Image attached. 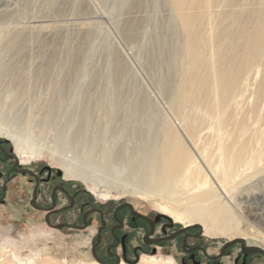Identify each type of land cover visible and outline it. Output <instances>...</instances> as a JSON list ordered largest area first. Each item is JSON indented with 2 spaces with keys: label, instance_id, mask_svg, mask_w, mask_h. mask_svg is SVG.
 Segmentation results:
<instances>
[{
  "label": "rangeland",
  "instance_id": "rangeland-1",
  "mask_svg": "<svg viewBox=\"0 0 264 264\" xmlns=\"http://www.w3.org/2000/svg\"><path fill=\"white\" fill-rule=\"evenodd\" d=\"M29 1L0 0V27L4 29L0 35V71L3 72L0 146L16 158L21 157V149L35 156L32 160L22 161L17 169L30 170L40 176L43 190L50 191L54 184L64 185L91 205L129 203L134 209L166 224L167 233L198 225L190 223L185 215L196 182L173 186L163 192L147 190L139 187L131 179L132 175L128 180L127 159L111 168L107 165L112 159V151L105 154V148L121 143L129 156L133 149L142 146L136 139L125 142L122 133L116 130V124L105 123L109 129H114V133L102 138L101 148L94 154L92 162L83 158L80 142L73 138L74 127H66L60 133L48 127L43 132L40 124L52 91L60 83L65 86V118L70 116L69 111H74L78 118L82 104H93L98 95L109 91L112 78L109 69L117 60L127 70L126 84L120 91L122 98L146 102L143 127L151 130L158 125L160 114H164L178 128L177 117L168 112L161 89L167 60L159 53L161 47L158 44L152 46L157 34L170 33L169 23L174 17L171 5L164 0H141L138 5L132 0H78V3L70 0L61 6L59 14L48 17L47 10L32 9ZM132 19L140 20L142 26L129 39L123 24ZM54 22L59 26L52 30ZM180 38L176 39L178 46H170V52L179 51ZM178 56L175 53L176 67L182 63L180 57L177 60ZM260 71L264 72V67ZM177 80L175 78L174 82ZM255 90L256 87H251V92ZM94 116L99 117V113L95 112ZM100 132L92 128L88 136ZM63 136L73 143L58 146L57 141ZM186 143L196 157L190 143L187 140ZM15 162L12 157L7 170L0 171V264H98L90 254L94 231L82 234L49 227L44 214L29 206L33 182L12 171ZM254 163L260 169L255 185L260 184L262 192L258 190L255 194L264 196V163ZM244 200L245 195H238L232 201L240 203ZM234 217L239 235L212 236L203 227L191 228L196 229L195 233H200V237L190 243L201 245L210 257L218 256L224 244L234 239H243L248 247L264 250V229L243 219L241 212L235 213ZM187 248L189 245L182 249L180 243H170L167 249L158 246L152 253H143L136 260L122 264H190V258L185 254ZM244 254L248 256V264H264V254L246 253L240 243L229 247L216 261L200 253L199 264H235Z\"/></svg>",
  "mask_w": 264,
  "mask_h": 264
},
{
  "label": "bare ground",
  "instance_id": "bare-ground-1",
  "mask_svg": "<svg viewBox=\"0 0 264 264\" xmlns=\"http://www.w3.org/2000/svg\"><path fill=\"white\" fill-rule=\"evenodd\" d=\"M68 1L30 0L27 5L41 12L47 10L49 17L59 14ZM164 1L174 11L170 33L157 34L152 46L158 44L159 53L167 60L161 89L167 110L177 117L182 133L164 114L159 116L160 125L158 122L151 130L143 127L146 102L122 98L120 91L126 84L127 70L116 57L109 69V91L98 95L93 104H82L78 118L74 111L65 118V86L58 84L47 102L41 129L44 132L53 127L60 133L66 127H74L73 138L79 140L83 158L92 162L102 138L110 132L113 136L114 129L105 123L116 124L125 142L136 139L142 146L133 149L129 156L121 143L105 148V154L112 151L107 163L110 168L127 159L128 180L132 175L131 179L147 190L163 192L196 182L185 215L209 235H239L234 217L237 212L264 229V196L255 194L260 191V184L255 185L260 169L254 163H264V72L260 71L264 67V0ZM132 2L138 5L141 0ZM56 24H51L52 30L59 26ZM141 26L140 20L126 21L125 35L134 37ZM3 32L0 27V35ZM179 36V51L170 52V46H178ZM175 53L182 62L177 67ZM2 77L0 71V82ZM251 87H256L255 92H251ZM95 112L99 117L95 118ZM92 128L100 134L88 136ZM65 142L73 143L63 136L57 145ZM21 154L20 163L35 157L22 149ZM238 195H245V200L233 202Z\"/></svg>",
  "mask_w": 264,
  "mask_h": 264
},
{
  "label": "flooded vegetation",
  "instance_id": "flooded-vegetation-1",
  "mask_svg": "<svg viewBox=\"0 0 264 264\" xmlns=\"http://www.w3.org/2000/svg\"><path fill=\"white\" fill-rule=\"evenodd\" d=\"M11 159L12 155L0 146V171L7 170ZM17 161L20 164L18 158ZM11 169L18 175L29 177L33 182L29 206L44 214L45 223L48 218L52 226L63 225L60 229L82 234L94 231L90 242V254L98 264H122L123 261L136 260L143 253H152L158 246L161 249H167L170 243H176V245L180 243L182 249L185 245H189L185 252L190 258L189 263L199 264L200 262L199 254L203 253L201 248H204L199 244L190 243L197 241L200 237V233H195L196 229H189L182 233L181 229H177L167 233L165 232L166 224L150 214L134 209L129 203L91 205L88 200L76 196L64 185L54 184L50 191H46L43 190L42 179L37 174L19 173L21 169H17V166ZM50 181L51 179L47 181V184ZM33 201L36 207L44 211L34 208L31 205ZM21 202H23L22 199ZM175 234L177 235L172 240L157 242ZM235 264H248L247 254L237 258Z\"/></svg>",
  "mask_w": 264,
  "mask_h": 264
},
{
  "label": "water",
  "instance_id": "water-1",
  "mask_svg": "<svg viewBox=\"0 0 264 264\" xmlns=\"http://www.w3.org/2000/svg\"><path fill=\"white\" fill-rule=\"evenodd\" d=\"M12 157H13V158L15 159V161H16V162H15V167L18 166L19 163H18V161H17V158L14 157V156H12ZM18 172H19V173H26V174L34 175L33 172L30 171V170H20V171H18ZM31 205H32L34 208H36L37 210H39V211H44V209L36 207V206L34 205V201L31 203ZM46 223H47V225H48L49 227H51V228H53V229H60V228H62V226H63V225H62V226H52V225L50 224L48 218H46ZM191 228H199V229H202V227H201L200 225H195V226H192V227L183 228V229L180 230V232L182 233V232L187 231V230H189V229H191ZM176 235H177V234L172 235V236H170V237H168V238H166V239L158 240L157 242H160V241H163V240H172V239H174V238L176 237ZM238 243L241 244V249H242L244 252H248V251H250V252H258V253H262V254H264V250L261 249V248H259V247H248L243 239H234V240H232V241H230V242L225 243L224 246H223L222 249H221L220 254H219L218 256H215V257H210V256H208L207 252H206L204 249L201 248V250L203 251V253H204V255L206 256V258H208L209 260H212V261H216V260H218V259H220V258L223 257L225 251H226L229 247H231V246H233V245H235V244H238Z\"/></svg>",
  "mask_w": 264,
  "mask_h": 264
}]
</instances>
